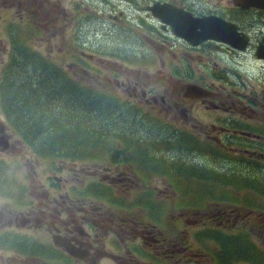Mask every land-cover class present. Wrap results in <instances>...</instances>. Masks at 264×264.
I'll use <instances>...</instances> for the list:
<instances>
[{
	"label": "rangeland",
	"instance_id": "rangeland-1",
	"mask_svg": "<svg viewBox=\"0 0 264 264\" xmlns=\"http://www.w3.org/2000/svg\"><path fill=\"white\" fill-rule=\"evenodd\" d=\"M156 1L162 0H11L10 8L20 4H26V7L24 8V27L18 23L6 26L4 21L11 19L12 15L6 11L1 13V83L9 53L3 32H8L12 26L10 29L12 34L20 33L21 37H18L19 42L15 44V48L11 49L15 55L13 64L5 84L0 87V129L3 127L6 133L0 137L3 136V140L7 143L6 146H0V158L7 159L8 163L6 169L0 166V180L5 182L6 197H8L15 181L21 185L24 168L30 169L34 176L29 193L38 198L35 200L30 196L29 206L37 205L36 209H39L38 205L43 208L41 200H46L48 195L55 193L56 186H59L60 192L53 194V201L46 204L49 207L52 205V210H56L46 211L50 213L48 216L58 217L61 207L68 210L70 203L68 189L72 182L69 176L77 175L78 177L91 172L92 175L88 178L108 189V193H103L101 199L117 204L116 207L103 209L107 216L135 217V219L145 217L146 224L135 225L136 231L146 229L151 238L150 233L154 230L157 241L160 237L167 239L165 251L159 252L157 244L151 242V246L146 247L143 239L138 237L142 252L145 249L148 251L146 260H142L140 264H179V261L184 258L195 257L193 251L201 249L199 244L190 238L192 232L201 228L209 229L198 237L199 243L212 241L217 236L246 232V228L238 230L235 227L211 226L208 221L210 207L202 208L196 204H184L176 195L183 194L185 200L189 202L193 200L200 202L212 196L209 189L214 185L221 187L215 195L218 191L220 195H225L233 187V184L225 177L231 176L238 181H243L242 170L238 167L241 158L251 159L252 163L262 160L264 165V159L258 158L260 148L264 151V140H261L260 145L252 143V140L261 139L260 136L253 135V139L251 135H247V140H227L226 146L220 145L219 141L226 132L233 133L231 121L233 123H237L238 120L246 121V123L260 124L264 128V61L255 55L259 46L264 50V15L236 14L234 20L242 25V32L251 38L253 47L245 53L225 54L208 50L206 45L191 48L187 43L175 39L169 32L161 31L157 35L146 32L139 26L138 19L143 17L148 22L159 26V22L151 16L149 11V7ZM163 1L181 3L184 9L197 16L224 15L228 12L227 7H231L229 0ZM219 3H223L224 6L219 7ZM1 9L4 7H0ZM4 13H8L9 17L5 18ZM30 19L32 23L29 26ZM128 27H131V30ZM30 30L36 35L28 38ZM37 34L41 36L43 45L38 42ZM74 34H76L75 40L72 38ZM31 40H34L33 45ZM77 43L78 48L74 47ZM145 46L154 50L152 53L159 61L155 70L134 67L126 62L129 56L142 59L143 54L140 51ZM88 47H92L93 50H89ZM27 49L36 50L38 58H41L40 54H43L46 63L52 66L50 72L62 69L69 73L74 82L85 84L86 90L91 87L96 91L111 92L113 91L111 86H113L118 93H121L119 87L124 86L125 91L122 92L121 97L134 96L138 102L144 104L148 111L143 117L151 119V113L157 119L173 123L174 127L171 130L167 129L162 136L167 140H148L147 142L131 140L135 141L134 146L131 147L127 140H122L126 144L124 147L126 151L118 149L114 153L112 146L114 140L109 139L116 137L115 132L126 136L133 134L134 125L132 131H130L132 127L131 129L123 127L120 131L111 130L109 137L103 136L100 140L78 141L77 135L74 134V141L67 143L68 150L58 151L72 152L75 157L82 156L81 158H86L85 154L90 152H98L99 156L106 157L92 161L89 164L92 168L80 173H69L61 169L57 166L59 162L53 165L50 161H40L37 166L36 154L30 152L24 142L26 141L24 135L20 133L22 127L27 129L24 119L23 121L17 119L18 129L11 126L15 115L13 111L19 112L24 117L21 110L29 113L32 110L41 111L53 106V109L59 113V103L64 100L65 94L58 88L60 81L58 79L53 82L48 81V88L55 86L57 90L53 96H48L52 101L45 97V88L43 90L41 88L43 61L29 59ZM71 51L76 55L69 58ZM102 51L115 53V55H104ZM186 85L208 89L215 97L204 98L206 95L194 91L193 94L199 98L187 99L182 96ZM132 87L135 88V92L131 91ZM151 88H155L156 91L149 95ZM24 89L34 91L29 94V101L21 102L24 97L19 93L20 103L14 104L15 94ZM141 92L146 93L150 100H146L144 96L145 100L142 101L139 96ZM70 94L73 95V89ZM85 97L86 95L77 93L76 110L69 119H65V125L72 126L74 123L71 121H84L85 117L91 118L84 108L92 101ZM79 100H86V102L80 106ZM93 102L98 103L97 100ZM99 103V109L104 111L102 100ZM128 120L133 123L138 118ZM111 123L110 121L109 124ZM115 125L116 123L110 126L111 129ZM176 128L178 131H175ZM184 137L189 140V143L183 142ZM200 141L209 142L218 148L220 150L218 158L214 157L212 151L200 147ZM234 142H240L244 146L235 145ZM34 143L37 145L36 142ZM108 149L111 153H106ZM109 156L119 157L115 164H109L110 160L107 158ZM15 160L17 161L12 162ZM123 161L127 163L123 164ZM234 161L238 164L236 165ZM24 164L28 167H24ZM82 165L83 163L79 161L74 163L76 168ZM48 168L50 172L43 175L45 178L39 181L36 176L37 169L41 171ZM138 171H144L149 175ZM245 171H251V169L245 168ZM191 175L196 176L197 179L190 177ZM246 177L249 180L248 176ZM169 178L178 180L181 188H173ZM254 178L264 186V172L255 173ZM145 190L149 192L145 194ZM135 193H138V196H134ZM133 198L135 201L131 203ZM108 201H106L107 205L111 206ZM250 207L264 210V201ZM233 214L236 215L233 223L246 220L244 217L246 214L240 216V211ZM182 226L183 232L184 227H187V232L183 234ZM106 232L108 239L112 233L108 230ZM181 237L183 240L189 239L187 249H184V244H181ZM12 238L7 237L0 242L3 245ZM225 243L227 241L224 242V248H232ZM252 244L260 248L262 252H251L252 260L248 264H261V255L264 260V241L252 234ZM211 249L223 250L220 245L213 246ZM106 250H110L108 246ZM234 251L235 249L232 248L231 252Z\"/></svg>",
	"mask_w": 264,
	"mask_h": 264
},
{
	"label": "trees",
	"instance_id": "trees-1",
	"mask_svg": "<svg viewBox=\"0 0 264 264\" xmlns=\"http://www.w3.org/2000/svg\"><path fill=\"white\" fill-rule=\"evenodd\" d=\"M236 14L228 13L226 16H228L232 21L234 20V16ZM261 16V15H258ZM237 22V21H236ZM131 30V27H128ZM128 41V40H127ZM78 48V46H75ZM84 48V47H83ZM89 50H93L92 47H88ZM145 50V49H144ZM141 52V51H140ZM104 55H115V53H107V52H101ZM143 54V52H141ZM75 52H70L69 58L72 56H75ZM135 56H129L128 60L126 61L129 65H133L134 67L140 66H154L155 62L153 57L150 53L145 51V54H143V58H135ZM79 61H82V59H78ZM42 64L44 65L43 70V81L41 82V88H45L44 95L46 98H49V95H54L55 92H57L55 86L52 88H48V81H55L60 79L58 82V88L60 92L65 94V98L62 102H60V111L59 113L53 109V106L51 108H46L41 111L32 110L31 112L27 113L24 110H21L20 112L23 113L24 117L17 111L14 112V118L17 120L18 118L20 121H25V126H27V129H24V127L21 128L23 134H24V140H27V143H30L35 146L36 152L39 153L41 156L46 158H54L55 154L58 150H68L67 143H72L74 141L73 135H77L76 140H96L101 139L103 136L109 137L111 130L114 131H120L123 129V127L132 129H128L130 131L134 130L133 134L129 135H121L116 134V137H111L109 140H144V142H147L148 140H167L165 138H162L163 134H165L166 130H171L173 127L166 125L163 121H159L156 118L149 119L152 123L147 124L144 123L138 115H142V112L136 105H130L127 102H123L120 100V97L118 95V91L114 89L113 91L107 92L106 90H97L91 87L84 88L85 84H78L77 82H74L71 78L68 72L63 71L62 69H56L54 72H50V69L52 66L46 63L44 55L42 56ZM44 82V83H43ZM71 89H73V95L70 94ZM31 89L27 90L24 89L22 92H17L15 94L14 98V104H19V93L24 97V99L21 102H28L29 101V94H31ZM81 93L82 95H86L85 98H88L92 103L88 104L86 108H84V111L91 117L90 119L85 117L83 118L84 121L78 120V121H71V125H65V119H69L72 114L76 110V103H77V93ZM26 93V94H25ZM97 100L98 103L95 104L93 101ZM102 100L104 104V111L100 110V103L99 101ZM86 100H79V105H83ZM65 103V104H64ZM115 109V110H114ZM114 111V114H113ZM137 117L138 120L134 121L133 123L129 122L130 119H134V117ZM112 122L109 124V122ZM15 121H13L14 123ZM121 125L118 127L117 125ZM83 125H80V124ZM114 126V128L111 129L110 126ZM76 128V129H75ZM75 129V130H74ZM231 130H233V133L228 134L224 140H247V135H253L260 136L261 139L252 140V143H257V145H260L262 142L261 140H264V128L261 127L260 124H254V123H246V121L238 120L237 123H233L231 121ZM175 131H178L177 128ZM182 132V130L180 131ZM62 135V136H60ZM59 137H63V139L68 140H60ZM186 138V137H184ZM253 138V137H252ZM254 139V138H253ZM36 142L37 145L34 143ZM77 144V142L75 141ZM130 147L132 146L131 142H128ZM111 144V142H110ZM235 145L238 146H244V144L240 142H234ZM211 145V146H210ZM210 145H202L200 147L210 150L213 153L218 154L220 152L219 149L214 147L212 144ZM114 153L118 151L120 147H126V144L122 142H113L112 144ZM252 148V147H251ZM126 151V150H124ZM200 152V150H197ZM106 152H111V150H106ZM65 158V157H62ZM259 159H264V151L260 148V152L258 155ZM251 159L247 158H241L239 160L238 167L242 170L243 174V181H237L234 178L225 177L229 180L230 183L233 184V187L229 189V191L225 194L226 196L232 197L230 201H226L225 198L221 200L220 206L224 212H226V215H215L216 208L212 207L210 210V214L213 215L211 225L217 226H231L228 217L233 215L234 212L238 213L241 209L242 213H244L246 210V213H252V211L255 210V208L250 207L251 200H255L258 198H262L264 195V186L260 185V181L257 180L255 177V173L257 172H264V165L262 164V160L259 162L252 163ZM234 163L237 165L238 162L234 161ZM246 169H251V171H245ZM222 173V172H221ZM242 176V175H238ZM249 180L247 179V177ZM254 178V179H253ZM221 188L220 186L214 185L211 187L210 193L211 197L215 200V205H218L220 199L224 195H220V191H218V194H216V191ZM237 199V200H236ZM207 198L201 201V205L207 206ZM244 211V212H243ZM222 221V223H221ZM245 227L248 229V227L245 225Z\"/></svg>",
	"mask_w": 264,
	"mask_h": 264
},
{
	"label": "flooded vegetation",
	"instance_id": "flooded-vegetation-1",
	"mask_svg": "<svg viewBox=\"0 0 264 264\" xmlns=\"http://www.w3.org/2000/svg\"><path fill=\"white\" fill-rule=\"evenodd\" d=\"M8 2H10V0H3L4 4ZM19 6L21 9L23 8L21 12H24L26 4H20ZM182 96L189 99V97L193 98L195 95L193 94L192 90H190L188 87H185L182 91ZM90 175H92L91 172L87 175H81L78 177L77 175H75L74 180L78 184L87 183V185H90V187L93 185V192H102V194H107L108 189H105L101 185L93 182L91 178H88V176ZM5 188L6 185L0 183V240L7 237L13 238L9 240L8 243H3V245L0 242V264H27L24 263V226L33 229L41 227L43 225V228H45L47 232L51 234L53 239H57V237L60 235L65 237H68L70 235L77 237L86 236V234H84L81 229V221L83 220H88L93 223L94 227L96 228V236L101 232H104L108 225H113L111 221L120 220L119 217L107 216L106 211L104 212L103 209L95 204V201L93 202L91 189L88 190L81 198L78 197L80 195H74L73 197L69 196V209L71 211H68V216L71 222L63 219L61 215L58 217H48L50 213L45 212L39 205V209H36V206H30L28 217L24 219V185H16L14 183L13 190L9 191L8 197H6ZM135 196H138V193H136ZM110 203L112 204V206L116 205V203L114 202ZM51 206L49 207V211H56L52 210ZM124 218L135 219V217ZM136 220L138 225H141L144 223L146 218L144 217L143 219L139 218ZM71 224H73V226H71ZM113 231L117 235L122 233L115 227L113 228ZM140 232H148V230L139 229L138 231H136V233ZM74 241L77 245H84V242L80 240ZM153 241H155V239H153ZM60 243L61 242L59 241V244ZM94 244H96V242ZM225 245H230L235 249L234 252H231L232 248L230 249L228 247H225V251L228 255H232L239 248V246L234 243L229 244V242H227L225 243ZM93 249H96L95 253H91V250ZM103 251L104 248H100L99 246H89L86 254H89L90 260H93L95 259L94 256L97 253H101ZM91 264H94V262L92 261Z\"/></svg>",
	"mask_w": 264,
	"mask_h": 264
},
{
	"label": "crops",
	"instance_id": "crops-1",
	"mask_svg": "<svg viewBox=\"0 0 264 264\" xmlns=\"http://www.w3.org/2000/svg\"><path fill=\"white\" fill-rule=\"evenodd\" d=\"M41 181L42 176L37 177ZM190 178V177H189ZM197 179V177H196ZM190 181V180H189ZM32 181L29 179L28 169L24 168V208L28 206L30 195L29 188L32 186ZM193 183V182H192ZM195 185V183H194ZM182 202L184 204H196L201 205V201L193 200L192 202L186 201L184 195H181ZM225 198L226 201H230L232 197L224 195L221 200ZM207 205L215 204L213 197H207ZM237 200V199H236ZM264 196L255 200H251L250 205L263 203ZM249 205V206H250ZM71 222V221H70ZM91 223L81 221V229L84 234L87 232V227ZM73 226V224H71ZM110 227H116L115 225H109ZM129 226L128 224L124 225ZM92 229H96L91 224ZM203 234H194L193 241L198 243L201 249L195 250L197 253L203 255V264H248L252 260L251 252L262 250L252 244V235L250 234H232L225 235L223 237L217 236L212 241H204L199 243L198 237ZM114 237V234L110 235ZM109 236V237H110ZM62 239H67L70 244H73V236H59ZM95 242L100 248L109 247L110 251H103L98 256L94 264H140L142 260H146L145 255L140 250V239L132 233H120L118 239L120 242H110L107 240L105 232H101L95 236ZM234 240V241H232ZM230 242L239 246L238 250L232 255H228L224 248V242ZM222 246L221 251L211 249L213 246ZM203 246H205L203 248ZM60 248V252L56 249ZM82 255L80 249H76V254L66 253V248L58 244L54 239L52 240L51 234L47 230L37 228H28L24 226V263L27 264H91L90 259L87 257H80ZM261 264H264L263 255H261Z\"/></svg>",
	"mask_w": 264,
	"mask_h": 264
},
{
	"label": "water",
	"instance_id": "water-1",
	"mask_svg": "<svg viewBox=\"0 0 264 264\" xmlns=\"http://www.w3.org/2000/svg\"><path fill=\"white\" fill-rule=\"evenodd\" d=\"M235 5L241 9L256 7L264 9V0H234ZM152 16L162 23V29L169 26L173 33L193 45H200L211 41L210 49L226 52L215 43H224L239 50H245L249 45L248 37L239 31L240 27L223 17L211 15L197 17L193 13L178 8L168 3H157L149 7ZM140 25L148 32H158V28L143 17H139ZM259 58L264 59V50L257 53Z\"/></svg>",
	"mask_w": 264,
	"mask_h": 264
},
{
	"label": "bare ground",
	"instance_id": "bare-ground-1",
	"mask_svg": "<svg viewBox=\"0 0 264 264\" xmlns=\"http://www.w3.org/2000/svg\"><path fill=\"white\" fill-rule=\"evenodd\" d=\"M141 52H143V54H145V50L142 48V50H141ZM141 119H142V121H145V122H148V123H152L149 119H147V118H145V117H143V115H138ZM128 142H132L131 144H132V146H134V143H135V141H131V140H127ZM183 142L184 143H189V140L188 139H185V138H183ZM91 154H97V152H90ZM217 156H219L218 154H216V153H214V157H216V158H218ZM235 180H237V179H235ZM238 181V180H237Z\"/></svg>",
	"mask_w": 264,
	"mask_h": 264
}]
</instances>
